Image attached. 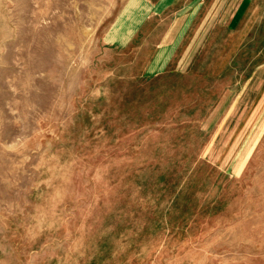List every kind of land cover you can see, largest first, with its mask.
<instances>
[{
	"label": "rangeland",
	"instance_id": "1",
	"mask_svg": "<svg viewBox=\"0 0 264 264\" xmlns=\"http://www.w3.org/2000/svg\"><path fill=\"white\" fill-rule=\"evenodd\" d=\"M0 264H264V0H0Z\"/></svg>",
	"mask_w": 264,
	"mask_h": 264
}]
</instances>
